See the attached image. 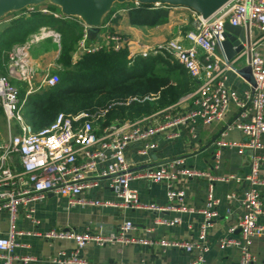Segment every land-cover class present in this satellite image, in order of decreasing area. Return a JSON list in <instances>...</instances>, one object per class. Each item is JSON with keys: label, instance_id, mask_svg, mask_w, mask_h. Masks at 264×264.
I'll return each instance as SVG.
<instances>
[{"label": "built area", "instance_id": "1", "mask_svg": "<svg viewBox=\"0 0 264 264\" xmlns=\"http://www.w3.org/2000/svg\"><path fill=\"white\" fill-rule=\"evenodd\" d=\"M158 6L153 5V8ZM34 7L28 6L25 10L32 11ZM37 10L53 17H65L57 8L38 6ZM187 10L190 18L189 29L182 34L181 39L170 38L151 45L109 29L111 19L125 14V7L109 11L111 14L108 19L100 22L97 40L93 43H87V26L81 19L74 17L81 27L76 44L79 54L99 49H124L127 64H131L135 58L160 56L179 64L196 82L195 90L181 97L178 105L173 103L133 119L115 118L100 125L103 112L91 115H68L59 112L48 125L32 130L22 114L23 100L18 99L17 89L10 80L25 83L27 94L40 87L54 85L58 75L53 72L45 73L37 85L33 86L25 53L17 55V51H14L8 54L9 62L5 73L0 75V110L9 130L10 122L14 123V132H10L8 139L0 143V212H5L8 219L6 235L3 236L0 231V264H25L34 260L29 255H14V248L18 245L17 237L20 235L33 234L44 239L71 240L73 247L69 250H57L50 258L51 264H86L81 250L87 244L96 247L114 243L149 244L147 238L127 237V233L133 229L128 220L107 232H94L87 225L80 229L65 227L42 232L22 231L14 228L13 221L15 214L19 212L34 227L37 224V205L47 194L63 200L66 207L163 209L151 204L140 205L135 191L129 187L130 182L149 180L162 184L165 201L170 202L181 195L180 190L171 188V182L176 175L205 180L202 206L196 210L201 214L202 220L197 235L191 240L168 242L160 239L157 240V245L181 248L191 256L187 264H203L208 250L204 236L210 223L217 218L216 207L219 203V199L213 195V184L216 181L232 179L235 184L243 185L240 196L236 198L239 213L235 222L225 228L218 244L220 249L229 245L238 247V259L234 264H253L254 256L249 250L250 238L264 233V225L256 223L257 217L264 214L261 196L264 177L259 176V168L264 165L263 145L259 140L264 133V62L258 52V47L264 46V0H227L205 18L190 9ZM224 23L239 26L243 30L244 42L235 56L243 58L249 67L253 86L247 85L237 90L227 81L226 72L231 65L230 61L226 62L220 46L224 39ZM252 29L256 36L246 41V34ZM53 33L58 38V34ZM150 99L152 98L148 96L133 97L125 104L130 101L142 103ZM189 99L190 104L182 108L179 102L184 103ZM229 105L234 107L235 115L227 127L239 130L244 140L230 143L219 140L216 144L233 147L237 154L248 151L246 173L212 175L207 169L186 168L182 160L178 159H172L157 167L132 170L133 166L145 163L156 150L155 139L159 132L183 126L195 137L198 126L222 119ZM176 136V132L170 131L166 139ZM132 143L137 146L134 149L135 158L130 160L125 153ZM10 156H15V166L9 162ZM168 167L174 170L169 172ZM102 188L113 193L112 202L102 200L96 194L91 196V192ZM233 196L232 193L226 195ZM180 211L194 212L190 208H181ZM157 223L172 226L179 223V218L172 217L169 221ZM144 231L149 233L150 226Z\"/></svg>", "mask_w": 264, "mask_h": 264}, {"label": "crops", "instance_id": "2", "mask_svg": "<svg viewBox=\"0 0 264 264\" xmlns=\"http://www.w3.org/2000/svg\"><path fill=\"white\" fill-rule=\"evenodd\" d=\"M39 5L44 6L43 3ZM175 8L182 7H169L168 9L173 10ZM183 9L187 10L186 8ZM6 15L0 18V29L3 28L11 18L15 17V15L11 13L9 16L8 14ZM50 16L53 17L52 15ZM60 18L62 17L58 19ZM67 18H72V20L77 23L74 17H63L62 19ZM105 19L107 18L103 17L102 21H105ZM79 29H81L80 26ZM109 29L122 33L127 37L136 38L144 44L151 45L170 38L181 39L182 34L189 29V25H186V23L183 24L181 21L178 23L173 22L171 16L167 18L166 23L161 25H130L127 22L126 14H122L111 19L109 22ZM46 30L50 33L53 32L48 26L41 25L37 32L32 31L26 38L32 36L31 38H33L34 41L41 40L45 36L49 38L47 35H51L50 33L46 35L43 34V36L41 35V32H46ZM129 34H131V36H129ZM254 36H256L255 31L252 29L246 34V41H249ZM96 38L97 35L93 38H86L87 43L95 42L97 40ZM49 49L50 51L42 53L41 49L38 50L36 48L34 49V54L26 53L29 56L27 59L28 64L36 67L39 60H41L44 65L43 69L46 67L52 68L53 65L58 67L59 65L55 60L59 52V44L55 49H53L52 46ZM258 52L264 62V46H259ZM9 53L11 52H8V54ZM81 54H79L75 46L72 56L75 58ZM236 56L230 60L231 68L226 74L229 85L239 90L246 87L248 83L234 71V69H240L246 66L243 58H236ZM53 73L60 75L58 71ZM195 88L189 93H192ZM31 92H33V90L29 93ZM177 102H175V104H177ZM179 104L183 108V106L190 104V99L185 100L184 103L179 102ZM177 105H175V107ZM234 115L235 109L232 105H229L222 119L212 121L207 125L198 126L195 130V137H192L183 126L159 132L155 139L157 143L156 150L152 152L145 163L133 166L132 170L137 171L146 167H157L172 159H178L182 160L183 166L186 168L197 170L207 169L212 175L226 176L246 173L249 156L248 151H245L243 154H237L236 149L233 147L228 148L216 144L219 140L224 143L241 142L244 140L239 130L227 127L233 121ZM170 131L176 132L177 136L172 139H166V135ZM10 132L11 131L8 129L6 140ZM259 140L263 145L264 152V133ZM136 146L137 145L132 143L126 149L125 155L130 160L135 158L134 149ZM9 162L15 166V156H10ZM167 170L172 172L174 169L168 167ZM259 176L264 177V165H261L259 168ZM129 187L135 191L140 205L151 204L155 207H163V209L66 207L63 200L57 199L52 194H47L37 205V224L34 227L31 226L18 212L14 217V228L22 231L42 232L51 228L69 227L80 229L87 225L94 232H107L115 229L124 220H128L131 222L133 229L127 233V237L133 239L147 238L150 241L149 244L114 243L106 244L101 247L87 244L81 250L82 258L86 261V264H114L116 262H125L127 264H187L191 256L184 253L183 249L160 247L156 242L160 239H164L168 242L186 241L191 240L197 235L202 216L200 213L196 212V210L202 206L205 195V180L200 177L188 178L184 175H176L175 179L171 182V188L173 190H180L181 195L170 202L165 201L164 186L162 184L153 183L149 180H137L130 182ZM242 187V184L237 185L232 179L216 181L213 184V195L219 199V203L216 207L217 218L210 223L204 236V243L208 250L204 255L203 264H234L237 261L239 254L238 247L229 245L220 249L218 239L224 234L225 228L234 223L238 216L239 208L236 198L240 196ZM230 193L234 196L226 197V195ZM94 194L99 195L100 198L105 201L112 202L114 200L113 193L105 188L91 192V196ZM261 196L262 209L264 210V188L261 190ZM168 207H171V209H168ZM181 208H190L193 209L194 212L180 211ZM172 217H178L179 223L173 224L172 226H165L162 223H157V221H169ZM256 223L264 225V214L257 217ZM7 226V215L5 212H0V231L3 236L6 235ZM148 226H150L151 231L146 234L144 229ZM17 243V247L14 248V255H29L34 259L25 264H51L50 258L57 250H69L73 247V242L71 240L44 239L33 234L18 236ZM249 250L254 256L253 264H264V233L254 235L250 238ZM15 264L21 263L16 262Z\"/></svg>", "mask_w": 264, "mask_h": 264}, {"label": "trees", "instance_id": "3", "mask_svg": "<svg viewBox=\"0 0 264 264\" xmlns=\"http://www.w3.org/2000/svg\"><path fill=\"white\" fill-rule=\"evenodd\" d=\"M47 7L52 8V5ZM124 7L127 22L140 26L166 22V8H169L129 2ZM37 8L12 12L15 17L0 29V75L5 73L12 44L23 42L37 26H48L59 34L55 62L62 67V72L54 85L25 94V83L10 80L17 89L18 99L23 100L22 114L32 130L48 125L59 112L68 115L103 112L100 125L115 118L133 119L177 102L196 87V82L179 64L160 56L135 58L127 64L124 49H99L74 58L72 55L80 37L77 23L72 18L42 15ZM108 13L104 18H108ZM145 96L152 99L125 104L133 97Z\"/></svg>", "mask_w": 264, "mask_h": 264}, {"label": "water", "instance_id": "4", "mask_svg": "<svg viewBox=\"0 0 264 264\" xmlns=\"http://www.w3.org/2000/svg\"><path fill=\"white\" fill-rule=\"evenodd\" d=\"M227 0H0V18L8 13L25 10L28 6L42 3L56 7L65 17H78L86 27V37L93 38L99 31L100 22L114 3H138L145 5H167L190 9L205 18ZM224 39L220 42L226 62H229L242 48L243 30L239 26L224 23ZM250 86H253L250 69H234Z\"/></svg>", "mask_w": 264, "mask_h": 264}, {"label": "rangeland", "instance_id": "5", "mask_svg": "<svg viewBox=\"0 0 264 264\" xmlns=\"http://www.w3.org/2000/svg\"><path fill=\"white\" fill-rule=\"evenodd\" d=\"M43 5H45L47 7L48 4L43 3ZM124 5H125V3H114L110 10L112 12V10H114V9H118V8L121 9V7H124ZM37 6H39V5H37ZM52 8L56 9V7H53V6H52ZM111 12H109L108 15H110ZM9 14L10 13H8V16H9ZM166 14H167V18H169L170 16L173 18V22L178 23L179 21H181V23H183V24L186 23V25H189V21H190L189 15L187 14V10H185L183 8H175L173 10H170V9L166 8ZM166 22H167V20H166ZM166 22H164V23H166ZM161 24H163V23H161ZM39 27L40 26H37V28L33 32H37ZM47 31L48 30H46L45 33H47ZM129 36H131V34H129ZM31 37L24 39V41L21 42V43H13L12 44L13 46L10 49V52L14 53V51H17L16 52L17 55L19 53H21V52H23V53L25 52L26 58L28 59L29 56L27 54L28 53L34 54V49H36V48L38 50L41 49L42 53H43V52L50 51L49 48H51V46L53 47V49H55L56 47H58V44H59V34H58V38L55 37L54 33H53L51 36H49V38L45 36L41 40H36V41H34L33 38H31ZM49 45H51V46H49ZM7 56H8V54H7ZM7 62H9L8 58H7ZM171 63H173V62H171ZM30 65H27V66L31 69V73H32L31 84L33 86L37 85V83H38L37 81L40 80L45 73L48 74V73H52V72L58 71L60 73V75H61V72H62V67H60V66L57 67L55 65H53L52 68L46 67V68L43 69L44 65H43V62L41 60H39L38 65L36 67H33L32 65L30 66ZM22 83L23 82H21L20 84H22ZM19 86L22 88V85H19ZM10 125H11L10 126V131L12 133V132H14V130H13L14 129V123H12V121H11ZM7 133H8V129H7L6 121L4 119L3 113L0 111V142H3V141L6 140Z\"/></svg>", "mask_w": 264, "mask_h": 264}, {"label": "bare ground", "instance_id": "6", "mask_svg": "<svg viewBox=\"0 0 264 264\" xmlns=\"http://www.w3.org/2000/svg\"><path fill=\"white\" fill-rule=\"evenodd\" d=\"M49 33H50V32H47V33H45V32H41V35L43 36V34L46 35V34H49ZM52 33H53V32H51L50 34L52 35ZM51 35H47V36H51Z\"/></svg>", "mask_w": 264, "mask_h": 264}]
</instances>
